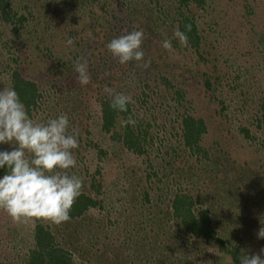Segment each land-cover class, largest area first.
I'll return each mask as SVG.
<instances>
[{
	"label": "rangeland",
	"instance_id": "1",
	"mask_svg": "<svg viewBox=\"0 0 264 264\" xmlns=\"http://www.w3.org/2000/svg\"><path fill=\"white\" fill-rule=\"evenodd\" d=\"M203 1L0 0V90L18 75L36 90L35 104L25 106L33 121L68 115L79 141L69 173L97 203L59 225L14 222L0 210V264L28 262L37 224L71 264H236L220 248L240 256L264 248L257 236L264 227V0ZM184 17L195 25L197 48L173 36ZM141 29L149 67L120 65L107 43ZM77 58L88 61L91 82L83 87ZM105 87L132 97L108 130ZM128 118L137 123L122 125ZM184 118L205 128L192 147ZM127 127L142 153L124 145ZM177 196L191 199L195 217L207 214L219 243L186 231L173 212Z\"/></svg>",
	"mask_w": 264,
	"mask_h": 264
},
{
	"label": "clouds",
	"instance_id": "2",
	"mask_svg": "<svg viewBox=\"0 0 264 264\" xmlns=\"http://www.w3.org/2000/svg\"><path fill=\"white\" fill-rule=\"evenodd\" d=\"M186 30L190 31V26ZM173 36L182 46H187L186 31L176 29ZM144 38L142 29L133 30L111 39L107 49L120 65L135 62L147 68L151 62L144 59ZM74 43L72 37L65 41L70 48ZM161 46L171 50V39H164ZM74 71L80 86L91 82L86 59L77 58ZM103 91L110 99L111 109L119 113L128 111L132 102L130 95L116 93L108 87ZM121 123L134 126L137 121L128 118ZM5 144L11 150L0 151V170H4L0 175V210L14 222L38 218L59 225L68 221L83 186L81 177L69 173L77 166L74 150L78 149L79 141L78 132L70 131L68 115L61 113L44 122H35L15 89L3 88L0 90V145ZM257 236L264 239V227ZM241 253V264H264V248L251 256L244 249Z\"/></svg>",
	"mask_w": 264,
	"mask_h": 264
},
{
	"label": "trees",
	"instance_id": "3",
	"mask_svg": "<svg viewBox=\"0 0 264 264\" xmlns=\"http://www.w3.org/2000/svg\"><path fill=\"white\" fill-rule=\"evenodd\" d=\"M179 4L182 6H187L191 3H195L200 6L203 0H178ZM186 26H190V31L186 30ZM180 31H186L188 36V43L190 46L197 48L199 44V38L195 29V25L189 17H184L180 21ZM12 88L15 89L20 100L28 108L35 104L36 100V90L32 84L19 78L15 75L13 79ZM110 102L103 104V128L105 130L110 129L113 126L114 119L118 115H126L128 113H119L110 108ZM129 107V105H128ZM116 120V119H115ZM264 123V119H263ZM183 139L188 147H192L196 141L199 139L202 133H204L205 128L201 121L195 120L193 118H184L183 120ZM127 131L131 134L128 127ZM139 136L137 138L133 137L132 134H127L124 136V145L132 151L142 153V149L138 142ZM4 174V170H0V175ZM97 205L96 201L86 197L85 195H80L72 206L70 217L75 218L81 216L85 211L91 207ZM192 201L189 198H184L177 196L173 201V212L175 216L181 217V222L185 227L186 231L194 234L198 238H203L207 241H215L219 243V238L216 232L211 226V221L207 214H202L201 217H195L190 211ZM34 243L35 247L30 252L29 260L26 264H71V259L68 251L61 248L60 246L54 245V238L47 227L37 224L34 231ZM221 251L229 254L236 264L240 257V253L235 248H220Z\"/></svg>",
	"mask_w": 264,
	"mask_h": 264
}]
</instances>
